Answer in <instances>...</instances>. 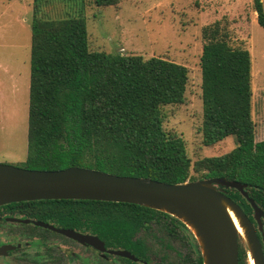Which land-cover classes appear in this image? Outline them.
I'll list each match as a JSON object with an SVG mask.
<instances>
[{
  "label": "trees",
  "instance_id": "obj_1",
  "mask_svg": "<svg viewBox=\"0 0 264 264\" xmlns=\"http://www.w3.org/2000/svg\"><path fill=\"white\" fill-rule=\"evenodd\" d=\"M53 1L33 0L23 168L76 166L167 184L195 181L193 169L199 179L221 177L245 185L264 212V140L255 141L251 117L250 52L231 46L219 22L201 29V144L211 147L232 136L235 147L191 164L182 136L163 126V108L184 102L187 68L163 58L91 51L86 0H60L68 9L49 19L43 8ZM119 1L88 3L104 8ZM251 2L264 31L262 0ZM225 193L255 225L244 198L232 189ZM93 203L91 212L128 214L138 222L158 213L134 204ZM238 264H245L242 252Z\"/></svg>",
  "mask_w": 264,
  "mask_h": 264
},
{
  "label": "rangeland",
  "instance_id": "obj_2",
  "mask_svg": "<svg viewBox=\"0 0 264 264\" xmlns=\"http://www.w3.org/2000/svg\"><path fill=\"white\" fill-rule=\"evenodd\" d=\"M67 9L54 0L43 12L52 19ZM32 16L33 0H0V164L19 168L27 153ZM85 16L89 50L163 58L187 68L184 102L163 108V126L182 136L191 164L235 147L232 136L211 147L201 144V29L219 22L231 46L250 52L251 117L255 141L264 140V31L256 22L251 0H120L116 7L104 8L86 0ZM190 176L201 180L193 169ZM238 249L248 264L240 238Z\"/></svg>",
  "mask_w": 264,
  "mask_h": 264
},
{
  "label": "water",
  "instance_id": "obj_3",
  "mask_svg": "<svg viewBox=\"0 0 264 264\" xmlns=\"http://www.w3.org/2000/svg\"><path fill=\"white\" fill-rule=\"evenodd\" d=\"M245 188L221 177L167 184L76 166L30 170L0 164V206L68 199L142 206L180 221L196 239L203 264H238L239 238L246 247L247 261L250 257L252 264H264V212ZM226 189L235 190L249 204L255 225L226 195ZM228 210L237 219L243 235L237 232Z\"/></svg>",
  "mask_w": 264,
  "mask_h": 264
},
{
  "label": "flooded vegetation",
  "instance_id": "obj_4",
  "mask_svg": "<svg viewBox=\"0 0 264 264\" xmlns=\"http://www.w3.org/2000/svg\"><path fill=\"white\" fill-rule=\"evenodd\" d=\"M93 202L1 205L0 264H203L196 239L173 217L156 211L138 222L128 214L91 212Z\"/></svg>",
  "mask_w": 264,
  "mask_h": 264
},
{
  "label": "bare ground",
  "instance_id": "obj_5",
  "mask_svg": "<svg viewBox=\"0 0 264 264\" xmlns=\"http://www.w3.org/2000/svg\"><path fill=\"white\" fill-rule=\"evenodd\" d=\"M228 214H229V216H230V218H231V220H232V222H233V225L235 226L237 232H238L240 235H243V230H242V228L239 226L237 219L233 216V214H232V212H231L230 210H228ZM248 263H249V264H252V260H251L250 257H248Z\"/></svg>",
  "mask_w": 264,
  "mask_h": 264
}]
</instances>
